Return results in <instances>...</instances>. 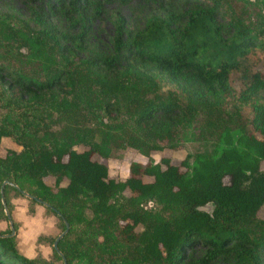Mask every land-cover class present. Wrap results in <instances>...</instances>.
Instances as JSON below:
<instances>
[{"label": "trees", "instance_id": "1", "mask_svg": "<svg viewBox=\"0 0 264 264\" xmlns=\"http://www.w3.org/2000/svg\"><path fill=\"white\" fill-rule=\"evenodd\" d=\"M25 1L37 2L34 26L0 12V138L18 147L0 143V184L9 180L32 203L47 202L62 229L67 221L57 241L66 264H260L264 28L246 23L236 0H201L180 13L176 0H161L164 17L150 15L140 29L124 32L116 15L112 51L80 57L81 34L62 32L49 18L50 3ZM90 4L101 2L59 0L56 9L81 19ZM51 110L69 125L54 130ZM84 111L101 124L124 115L132 130L122 144L144 155L176 147L173 138L191 121L217 148L191 162L185 155L172 163L161 153L136 164L138 175L116 179L100 160L107 131L79 123ZM2 189L10 213L8 190L21 193L7 183ZM124 190L129 194L116 202ZM147 199L158 207H143ZM0 215L6 219L1 200ZM8 232L0 230V264L61 260L52 246V259L22 255Z\"/></svg>", "mask_w": 264, "mask_h": 264}, {"label": "rangeland", "instance_id": "2", "mask_svg": "<svg viewBox=\"0 0 264 264\" xmlns=\"http://www.w3.org/2000/svg\"><path fill=\"white\" fill-rule=\"evenodd\" d=\"M161 0H100V7L88 5L83 10V16L80 19L78 15H73L71 20L65 14L57 10L59 0H42L43 6L50 3L48 12L49 18L56 26L68 35L81 34V45L75 48L78 56L91 57L101 55L112 51V37L116 27V15L122 17L124 32H134L140 29L144 21L150 15H159L164 17L163 10L158 7ZM243 5L245 9L244 20L250 26L264 28V0H236ZM37 2L31 4L25 0H0V12L18 16L27 21L31 26V8ZM204 4L201 0H176L173 9L176 13H180L185 9L200 7ZM48 11V9H47ZM219 22L223 20L217 17ZM177 23L182 26L185 23L183 15L179 17ZM162 89L165 86L162 85ZM67 117V116H66ZM56 112L50 111L47 117V122L54 130L59 127H65L67 119L63 121ZM79 123L85 126L95 124L103 130H106L105 136L107 139V155L100 157V160L105 162L108 169V174L116 179H123L129 172L136 175V164H145L147 162H155L158 160L161 153L171 155V162L177 163L180 159L188 155V160L194 154L202 151H210L217 148V145L211 140H205L199 134V127L195 121L180 127L177 135L173 138L174 148H163L161 151L152 150L149 154L144 155L137 149L131 146L122 144L125 134L131 133V127L128 126V119L124 115H116L114 118L101 124L96 121L95 117L84 111ZM69 125V124H68ZM164 142V141H163ZM77 147V145H76ZM261 167L264 168V161H261ZM224 182L228 181L227 177L223 178ZM65 182V180H63ZM128 191L117 194L115 201L121 203L128 195ZM9 202L11 205L10 214L16 223L15 229V246L16 250L27 257H43L52 259L51 244L47 240L50 237L56 236L61 231V223L57 217L47 210L43 205L37 202H31L22 194L14 193L8 190ZM143 207L156 209L158 205L147 199L142 202ZM32 208L30 212L28 209ZM87 214L90 212L85 209ZM258 215H262V211H258ZM6 219L0 215V230H6ZM40 235V239L37 237ZM193 254H199L201 248L195 245L191 249ZM261 263L264 264V250L260 254ZM1 259V258H0ZM54 264H62L61 260L54 259Z\"/></svg>", "mask_w": 264, "mask_h": 264}, {"label": "water", "instance_id": "3", "mask_svg": "<svg viewBox=\"0 0 264 264\" xmlns=\"http://www.w3.org/2000/svg\"><path fill=\"white\" fill-rule=\"evenodd\" d=\"M7 183L11 186H13L19 193H21L23 196H25L26 198H33V196L31 194H29L28 192L20 189L15 183L9 181V180H3L2 183L0 184V200H1V203H2V207H3V211H4V214H5V217H6V222H7V226L9 228V232L8 233H4V235H12L15 233V229L13 227V219L10 215V213L7 211L6 209V206H5V202H4V197H3V185ZM34 199L36 200V202H38L39 204L43 205L44 207L46 206H49L47 202L45 201H42L38 198H35ZM63 220V223H64V228L54 237L52 243H51V246L57 251L58 255L61 257V261H62V264H66V261H65V258L63 256V254L58 250L57 248V241L58 239L67 231L68 229V223L67 221L62 218Z\"/></svg>", "mask_w": 264, "mask_h": 264}, {"label": "crops", "instance_id": "4", "mask_svg": "<svg viewBox=\"0 0 264 264\" xmlns=\"http://www.w3.org/2000/svg\"><path fill=\"white\" fill-rule=\"evenodd\" d=\"M0 143H1V145L6 146V147H11V148H14V149L18 148L17 145L14 144L12 141H10L7 137H3L2 136L0 138Z\"/></svg>", "mask_w": 264, "mask_h": 264}]
</instances>
